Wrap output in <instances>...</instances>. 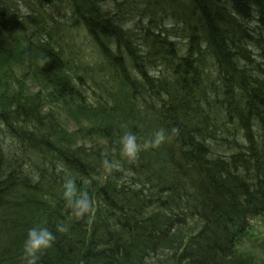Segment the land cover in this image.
<instances>
[{"label":"trees","instance_id":"trees-1","mask_svg":"<svg viewBox=\"0 0 264 264\" xmlns=\"http://www.w3.org/2000/svg\"><path fill=\"white\" fill-rule=\"evenodd\" d=\"M161 128L179 134L121 159ZM262 216L264 0H0V264L61 222L39 264H232Z\"/></svg>","mask_w":264,"mask_h":264},{"label":"clouds","instance_id":"clouds-1","mask_svg":"<svg viewBox=\"0 0 264 264\" xmlns=\"http://www.w3.org/2000/svg\"><path fill=\"white\" fill-rule=\"evenodd\" d=\"M21 12H26L22 5ZM178 134L179 129L177 128H172L170 133L161 128L141 144L134 133L125 132L118 141L120 144V157L122 160H127L128 163H134L139 158L141 151L158 149ZM102 167L105 172L111 173L113 170H120L122 165L120 160H109L105 157L102 161ZM57 170L65 173L62 187L66 209L77 221L84 220L93 210L94 202L92 198L87 191H81L77 188L75 180L66 169L58 166ZM84 182L87 183V181ZM68 231L69 227L65 223L61 222L56 225L55 233L66 234ZM55 233L47 227L34 226L30 228L23 245L22 259L24 264H39L41 256L52 247L57 239ZM145 264H155L151 255L145 258Z\"/></svg>","mask_w":264,"mask_h":264},{"label":"rangeland","instance_id":"rangeland-1","mask_svg":"<svg viewBox=\"0 0 264 264\" xmlns=\"http://www.w3.org/2000/svg\"><path fill=\"white\" fill-rule=\"evenodd\" d=\"M70 120L68 128L73 130L77 126L76 120L73 117ZM79 123L78 125L83 124ZM254 225L252 230L247 233V239L244 238L238 249V258L232 264H264V217L256 218L253 221ZM185 228L178 231L179 240L185 234ZM180 243L177 242L176 246H172L174 254L178 253ZM172 252L170 250L164 251L154 259L155 264H171Z\"/></svg>","mask_w":264,"mask_h":264}]
</instances>
